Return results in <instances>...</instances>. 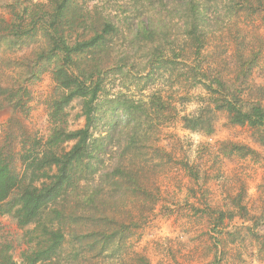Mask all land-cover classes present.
I'll return each instance as SVG.
<instances>
[{
	"label": "rangeland",
	"instance_id": "374dc122",
	"mask_svg": "<svg viewBox=\"0 0 264 264\" xmlns=\"http://www.w3.org/2000/svg\"><path fill=\"white\" fill-rule=\"evenodd\" d=\"M52 1L0 0V87L30 92L25 112L0 110V146L17 167L25 137L49 136V104L62 92L60 59L39 57L52 46L42 23L31 27ZM73 2L63 30L71 44L102 19L118 32L75 57L76 73L96 71L102 87L94 133L104 145L95 174L43 214L65 234L48 264H264V138L213 102L224 90L264 106V0H197L200 54L187 36L186 0ZM21 19L31 33L17 42ZM67 113L69 130L84 126L81 100ZM185 117L202 118L201 128L188 130ZM34 229L0 216V253L30 264L41 244Z\"/></svg>",
	"mask_w": 264,
	"mask_h": 264
},
{
	"label": "trees",
	"instance_id": "16d2710c",
	"mask_svg": "<svg viewBox=\"0 0 264 264\" xmlns=\"http://www.w3.org/2000/svg\"><path fill=\"white\" fill-rule=\"evenodd\" d=\"M72 6L73 0H53L52 11L40 12L41 15L31 17V27L35 29L38 23H42L52 46L50 51L39 54V57L49 55L47 60L60 59L53 69V76L62 92L49 104V136L25 137L18 152L20 167L15 166L9 157L10 150H6L8 147L0 146V216L13 215L21 228L35 225L33 231L39 232L41 244L28 256L30 264H48L60 256L65 234L58 227L43 224V214L50 205L70 190L76 189L89 174H95L93 161L98 159L104 145L100 138H95L94 133L103 121L97 113L102 87L99 80L93 79L96 71L87 75L76 73L75 57L88 51H99L110 38L116 36L118 27L107 20H99L100 27L94 29L93 35L71 44L63 30L70 23L68 16L74 12ZM184 6L185 23L189 30L187 36L197 54H200L204 44L200 30V6L197 0H186ZM23 12L26 13V10ZM81 22L85 26L88 19L82 18ZM24 28L21 19L13 36L17 42L30 36V29ZM146 34L155 35L154 32ZM146 34L142 32L140 35L148 36ZM205 87L209 92H215L212 87ZM220 87L223 89V85ZM29 93L27 88L1 86L0 110L4 108L3 103H6L13 111L25 112ZM218 96L213 102L217 110L228 114L231 124L248 126L258 134L262 133L264 138V106L253 102L247 104L235 95H226L224 90ZM75 100L82 101L85 124L82 128L69 130L67 109ZM183 120L185 127L191 131H197L202 126L200 117H185ZM111 122V128H116L117 123ZM211 130L207 132L210 134ZM69 143L72 146L67 150L65 145ZM3 254L0 253V264H14L11 257Z\"/></svg>",
	"mask_w": 264,
	"mask_h": 264
}]
</instances>
